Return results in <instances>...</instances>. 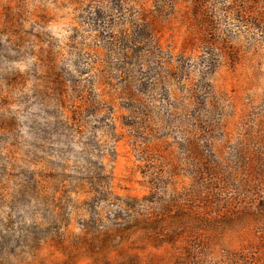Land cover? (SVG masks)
<instances>
[{
  "label": "rangeland",
  "instance_id": "rangeland-1",
  "mask_svg": "<svg viewBox=\"0 0 264 264\" xmlns=\"http://www.w3.org/2000/svg\"><path fill=\"white\" fill-rule=\"evenodd\" d=\"M0 264H264V0H0Z\"/></svg>",
  "mask_w": 264,
  "mask_h": 264
}]
</instances>
